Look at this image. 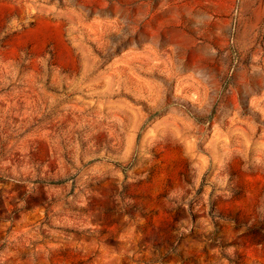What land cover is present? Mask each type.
<instances>
[{
  "label": "rangeland",
  "instance_id": "obj_1",
  "mask_svg": "<svg viewBox=\"0 0 264 264\" xmlns=\"http://www.w3.org/2000/svg\"><path fill=\"white\" fill-rule=\"evenodd\" d=\"M0 264H264V0H0Z\"/></svg>",
  "mask_w": 264,
  "mask_h": 264
}]
</instances>
